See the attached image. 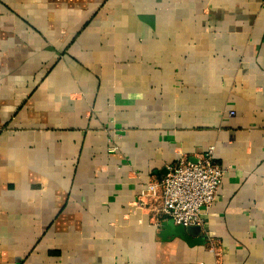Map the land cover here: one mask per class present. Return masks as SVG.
<instances>
[{
    "label": "crops",
    "instance_id": "crops-1",
    "mask_svg": "<svg viewBox=\"0 0 264 264\" xmlns=\"http://www.w3.org/2000/svg\"><path fill=\"white\" fill-rule=\"evenodd\" d=\"M209 149L183 240L141 193ZM0 264H264V0H0Z\"/></svg>",
    "mask_w": 264,
    "mask_h": 264
},
{
    "label": "built area",
    "instance_id": "built-area-1",
    "mask_svg": "<svg viewBox=\"0 0 264 264\" xmlns=\"http://www.w3.org/2000/svg\"><path fill=\"white\" fill-rule=\"evenodd\" d=\"M224 176L225 170L215 162L214 150L209 149L196 162L181 160L169 167L161 182L147 183L141 206L152 208L176 226L203 228V215L213 205Z\"/></svg>",
    "mask_w": 264,
    "mask_h": 264
},
{
    "label": "water",
    "instance_id": "water-1",
    "mask_svg": "<svg viewBox=\"0 0 264 264\" xmlns=\"http://www.w3.org/2000/svg\"><path fill=\"white\" fill-rule=\"evenodd\" d=\"M164 230L170 231L174 236H177L183 240L190 241L191 238H196L198 241H204L205 238L202 236V227L200 226H191L183 227L176 226L173 221L169 220L164 225Z\"/></svg>",
    "mask_w": 264,
    "mask_h": 264
}]
</instances>
